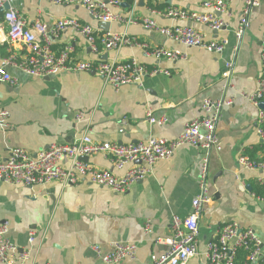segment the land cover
<instances>
[{
    "label": "crops",
    "instance_id": "crops-1",
    "mask_svg": "<svg viewBox=\"0 0 264 264\" xmlns=\"http://www.w3.org/2000/svg\"><path fill=\"white\" fill-rule=\"evenodd\" d=\"M201 1L168 0L167 4L200 11ZM12 4L27 25L37 16L48 24L72 16L101 28L100 22L92 19L80 4L56 5L43 0H17ZM243 5V0L227 4L226 11L219 14L226 26L217 32L188 20L157 19L165 27H192L208 40L227 39L221 53L184 47L141 23H110L109 30H126L139 41L176 48L187 55L186 59L174 61L152 59L145 57L141 49L127 46L101 53L104 59L125 61L134 57L148 68L169 71L168 75H146L141 86L113 87L93 71H67L49 79L32 76L4 65L0 57V65L18 79L14 84L0 82V107L9 112L7 123H0L1 156L5 158L14 147L25 148L35 156L52 142L70 143L84 132L95 141L132 143L146 141L150 136L172 140L180 135L185 123L201 115L204 97L229 99L230 104L223 107L216 124L220 148L206 152L211 200L204 204L198 221V252L186 264H206V244L231 221L243 229H252L264 252V200L251 191L252 183L264 178V168L242 169L237 163L241 154L255 161L264 159V139L256 132L258 108L245 97L257 88L261 70L264 0L252 8L250 25L237 41L235 31ZM121 13L139 19L149 14L142 0H122ZM67 44L73 46L75 58L95 57L86 41L69 30L53 39L56 50ZM230 61L233 69L229 77H224V68ZM80 111L87 112V116L77 121L75 117ZM148 112L155 117L164 115L166 122H149ZM204 155L197 146L183 144L123 192H114L88 179L68 185L54 181L45 186L0 181V221L8 223L7 236L19 250H30V258L24 264L31 260L49 264H106L93 246L106 252L115 242L137 244L136 257L119 264H146L166 251L163 240L173 234V216L184 219L191 212L192 200L199 193L198 172ZM86 161L116 175L130 167L128 164L117 169L110 156L102 153L91 154ZM68 164L66 161L65 165ZM147 223L149 231L145 230ZM29 230H34L32 243H28Z\"/></svg>",
    "mask_w": 264,
    "mask_h": 264
},
{
    "label": "built area",
    "instance_id": "built-area-1",
    "mask_svg": "<svg viewBox=\"0 0 264 264\" xmlns=\"http://www.w3.org/2000/svg\"><path fill=\"white\" fill-rule=\"evenodd\" d=\"M17 0H0V57L4 65L9 64L32 76L58 75L63 72L96 73L104 83L113 87L124 84L142 85L143 78L148 74H169V71L158 67L148 68L146 64L136 58L119 61L104 59L102 52L116 51L122 47L139 48L145 57L174 61L186 59L187 55L179 49H171L165 45H152L146 41H139L128 34L126 30L113 31L94 28L87 22L68 16L56 20L52 24L44 22L37 16L27 25L16 6ZM56 5L80 4L88 15L97 22H121L129 24L141 23L145 28L156 30L168 39L184 47H201L210 52L221 53L228 44L227 39H205L204 36L189 26L165 27L157 23L159 17L188 20L205 25L212 31H219L226 26L221 13L226 11L227 4L232 0H202L201 10H185L173 4L164 8L148 5L161 4L168 0H142L146 3L148 15L139 19L132 15L121 13L122 0H43ZM138 0H134L136 3ZM171 1V0H169ZM244 5L239 16L235 31L237 41H240L250 25V13L261 0H243ZM9 3L8 9L4 4ZM69 30L86 41L90 52L95 57L75 58L74 48L67 44L62 49L53 47V39L62 31ZM17 45V48H14ZM236 49V46L234 47ZM6 53L5 56L2 55ZM4 65H0V82L14 84L17 77L10 74ZM233 63L227 62L223 71L224 77H229ZM264 44L261 48V70L257 79V88L245 94L257 108L256 132L264 139V110L259 102L264 101ZM229 99H213L204 97L201 100V115L185 123L180 135L172 140L157 136H150L146 141L121 143L117 141H95L88 132L70 143L52 142L47 148L32 156L25 148L14 147L3 158L0 154V181L17 185H47L58 182L61 185L77 184L83 180L105 186L114 192L127 190L134 182L143 179L153 165L169 158L174 150L183 144H192L205 152L199 166V193L192 200L191 212L184 218L173 216V234L163 240L167 246L160 257H152L146 264H186L198 252L199 218L204 204L209 203L211 194L207 185L208 158L206 152L212 148L219 149L220 143L216 134V124ZM89 114V112H88ZM151 123L164 124V115L155 117L147 113ZM9 112L0 107V123L5 125ZM87 112L80 111L76 120H85ZM102 153L109 155L112 164L117 169L130 167L121 175H116L107 169H99L83 160L91 154ZM68 161V165L65 162ZM238 166L242 169L256 170L264 168V159L255 161L247 154L237 158ZM150 225H145L149 231ZM9 225L0 221V263L24 264L30 258V250L15 246L8 238ZM34 239V230L28 232V243ZM237 248L248 250L245 264H264V252L261 241L250 228L243 229L236 222L224 224L217 233V237L206 244V264H232ZM95 253L106 264H119L124 259L136 257L137 244L135 242H115L110 249L93 246ZM29 264H49L31 260Z\"/></svg>",
    "mask_w": 264,
    "mask_h": 264
},
{
    "label": "trees",
    "instance_id": "trees-1",
    "mask_svg": "<svg viewBox=\"0 0 264 264\" xmlns=\"http://www.w3.org/2000/svg\"><path fill=\"white\" fill-rule=\"evenodd\" d=\"M131 1L132 0H129V2ZM148 5L155 8H164L165 5H167V2L161 4L148 3ZM1 53L3 56L6 55V53L3 52V50ZM251 191L256 197H259L260 199L264 200V178L262 179V181H257L252 183ZM247 255H248V250L244 248H237L235 251L234 260L232 264H245Z\"/></svg>",
    "mask_w": 264,
    "mask_h": 264
},
{
    "label": "water",
    "instance_id": "water-1",
    "mask_svg": "<svg viewBox=\"0 0 264 264\" xmlns=\"http://www.w3.org/2000/svg\"><path fill=\"white\" fill-rule=\"evenodd\" d=\"M9 6H10V4L9 3H5L4 4V9H8L9 8ZM2 9H0V11H1ZM100 27L103 29V30H105V31H107V30H109V28H110V23L109 22H104V21H102V22H100ZM47 79H49V78H52V77H55V75L54 74H49V75H46L45 76ZM259 106H260V108H262L263 110H264V101H261V102H259ZM121 132V131H120ZM83 160H85L86 161V159H87V157L86 156H82L81 157ZM246 188L247 189H250V186L249 185H247L246 186Z\"/></svg>",
    "mask_w": 264,
    "mask_h": 264
}]
</instances>
